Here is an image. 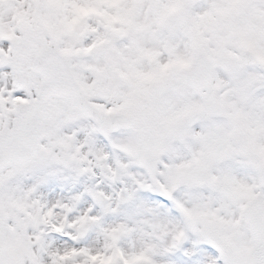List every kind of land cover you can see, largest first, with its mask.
Here are the masks:
<instances>
[{
    "label": "snow or ice",
    "instance_id": "obj_1",
    "mask_svg": "<svg viewBox=\"0 0 264 264\" xmlns=\"http://www.w3.org/2000/svg\"><path fill=\"white\" fill-rule=\"evenodd\" d=\"M0 264H264V0H0Z\"/></svg>",
    "mask_w": 264,
    "mask_h": 264
}]
</instances>
